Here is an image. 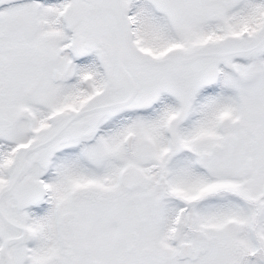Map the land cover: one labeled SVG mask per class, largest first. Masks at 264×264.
I'll use <instances>...</instances> for the list:
<instances>
[{
    "label": "snow or ice",
    "instance_id": "snow-or-ice-1",
    "mask_svg": "<svg viewBox=\"0 0 264 264\" xmlns=\"http://www.w3.org/2000/svg\"><path fill=\"white\" fill-rule=\"evenodd\" d=\"M0 264H264V0H0Z\"/></svg>",
    "mask_w": 264,
    "mask_h": 264
}]
</instances>
